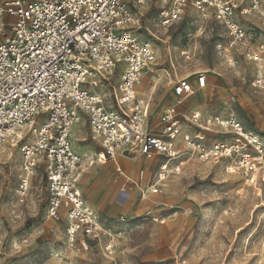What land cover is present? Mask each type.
<instances>
[{
    "label": "built area",
    "instance_id": "obj_1",
    "mask_svg": "<svg viewBox=\"0 0 264 264\" xmlns=\"http://www.w3.org/2000/svg\"><path fill=\"white\" fill-rule=\"evenodd\" d=\"M145 1L0 0V147L20 145V197L32 174L44 170L47 218L64 220L73 244L99 232L81 193V158L72 143L73 129L84 119L107 160L134 151L144 158H163L154 181L146 190L139 189L141 198L159 194L172 172L171 163L179 160L182 165L188 158L222 163L227 173L241 176L250 187L264 188V141L236 118L203 119L201 112L193 111L177 119L167 110L153 124L150 100L136 90L158 57L154 44L136 34L138 19L131 10ZM161 1L167 6L162 27L192 8L202 21L212 20L223 28L225 40L217 49L242 47L249 62L259 63L249 47L259 30L245 26L240 18H264V0H250L246 6L238 0ZM257 49L264 58V40ZM261 69L253 88L264 87ZM116 74L114 86L110 79ZM195 76L197 87L203 88L205 74ZM171 90L176 107L193 93L190 78L177 80ZM212 127L221 129L224 138L212 140Z\"/></svg>",
    "mask_w": 264,
    "mask_h": 264
},
{
    "label": "rangeland",
    "instance_id": "obj_2",
    "mask_svg": "<svg viewBox=\"0 0 264 264\" xmlns=\"http://www.w3.org/2000/svg\"><path fill=\"white\" fill-rule=\"evenodd\" d=\"M166 9L161 0H146L131 10L138 19L139 39L154 44L158 53L156 65L140 79L145 90L137 91L150 100L153 124L167 110L177 119L188 118L197 97L201 106L196 109L203 119L232 116L264 141V87H252L264 69L257 49L264 40V18H240L245 26L259 30L249 47L260 61L252 63L242 47L217 49L225 40L223 28L212 20L202 21L192 8L162 27ZM199 73L214 77L219 88L209 81L204 89L194 87L193 98L175 107L172 84L183 78L195 80ZM117 81V74L110 79L114 86ZM210 131L212 140L224 138L221 129ZM72 143L81 158V193L97 218L98 234L79 237L73 244L65 221L47 218L43 169L32 174L20 197L16 192L20 145L8 149L5 143L0 147V264H264L262 186L250 187L241 176L227 173L222 163L188 158L182 165L179 160L171 163L172 172L161 183L160 193L142 200L136 185L149 186L163 158L147 162L137 151L123 153L127 158L116 157L120 172L114 160L98 157L101 148L85 119L75 125Z\"/></svg>",
    "mask_w": 264,
    "mask_h": 264
},
{
    "label": "crops",
    "instance_id": "obj_3",
    "mask_svg": "<svg viewBox=\"0 0 264 264\" xmlns=\"http://www.w3.org/2000/svg\"><path fill=\"white\" fill-rule=\"evenodd\" d=\"M206 76V75H205ZM208 81L210 82V84L213 86V87H216V88H219V83L217 82V80L214 78V77H208L207 78V76H206V82H205V85H204V87H203V89L205 88V87H207L208 86ZM191 83H192V87L194 88V87H196V89H195V91L196 90H198L199 88L197 87V83H196V79L194 80H191ZM195 96H196V93H195ZM189 98H193L192 97V95L189 97ZM188 99V98H187ZM194 102L192 103V106H193V108L194 109H192V112L193 111H197V109L196 108H199L201 105H197V102H198V99H197V97H194ZM203 113V112H202ZM227 117V116H226ZM151 155H153V154H151ZM121 156H123V154H119L117 157H119L120 159H121ZM154 156V155H153ZM153 156H147L146 158H147V162H148V160H150L151 158H153ZM111 161H113V160H111ZM80 187H81V183H80ZM136 187H137V191H138V193L140 194V192H139V189H142L143 191L144 190H146L147 188H148V184H147V186L146 187H144V188H141V187H138L137 185H136ZM147 197H152V195H149L148 193H145V196L143 197V198H141L142 200H146L147 199Z\"/></svg>",
    "mask_w": 264,
    "mask_h": 264
},
{
    "label": "bare ground",
    "instance_id": "obj_4",
    "mask_svg": "<svg viewBox=\"0 0 264 264\" xmlns=\"http://www.w3.org/2000/svg\"><path fill=\"white\" fill-rule=\"evenodd\" d=\"M136 90L138 91V92H140V93H142L144 90H145V83H142L141 82V80L139 81V84H138V88H136ZM74 130V129H73ZM72 134H73V132H72ZM9 146L10 147H7L8 149H10L11 147H13L14 145H12V144H9ZM100 155L98 156V157H100V159L102 160V161H104L106 158H105V156L102 154V152H100L99 153ZM117 157V156H116ZM116 157H115V159H114V164L117 166V169L121 172V170H120V168L118 167V160L116 159ZM123 157V156H122ZM123 158H127V157H123ZM107 160V159H106ZM90 166V165H89ZM122 174V173H121Z\"/></svg>",
    "mask_w": 264,
    "mask_h": 264
}]
</instances>
